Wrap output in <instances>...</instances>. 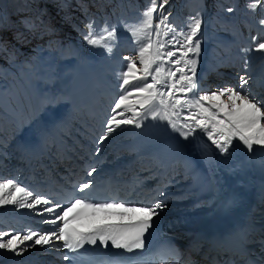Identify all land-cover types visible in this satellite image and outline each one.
Returning a JSON list of instances; mask_svg holds the SVG:
<instances>
[{
    "label": "bare ground",
    "instance_id": "obj_1",
    "mask_svg": "<svg viewBox=\"0 0 264 264\" xmlns=\"http://www.w3.org/2000/svg\"><path fill=\"white\" fill-rule=\"evenodd\" d=\"M105 1L112 5V10L119 8L116 0H41L33 4L30 19L19 25L0 12V22L5 27L0 33V177L22 182V186H33V178H27L30 172L23 171L24 164L33 165L37 152L45 154L42 160L48 161V166L53 165V172L55 169L65 171L82 157L90 164L95 162L100 172L118 165L117 173H125L123 178L144 193L146 203H152L158 192L164 193L162 199H166L168 207L161 215L206 213L224 196L227 208L246 214L241 240L254 239L255 244L262 247L264 167L260 166L262 157L258 155L264 153L261 146H254L253 158L248 156L245 146L234 141V151L223 154L203 133L197 132L185 139L167 126L166 121L153 120L151 116L142 121L140 128L123 126L98 145L105 121L121 94L120 74L126 70V60L119 56V49L101 54L100 63L95 66L83 42L85 24L91 17L99 26L105 14L111 15L112 11L105 9ZM137 1L141 7L144 0ZM236 2L234 8L239 18L233 27L222 21L214 0H168L163 14L169 16V23L178 31H186L189 18L197 13L202 18L201 53L197 64V77L202 86H212V81L202 82L207 80L206 72H213L210 79L217 82L216 77L224 74L225 67L235 66L232 71L236 73H231V78L226 75L228 81L221 80L226 82L224 86L217 82L220 88L238 86V77H247L246 72L255 70L258 77L251 76L246 88L257 100L263 101L264 80L260 78L264 79V66H255L253 70L251 60L254 52H258L255 60L264 61V50L257 49V44L264 42V28L254 26L242 13L246 0ZM159 3L162 0H158ZM72 6H82L87 11L81 10L79 15L74 14L76 19L66 21L71 27L70 33L65 34L62 26L66 22L62 17L74 13ZM21 17L24 19L23 15ZM11 25L20 36L25 34L22 31L33 28L35 38L31 37L27 44L40 42L37 37L47 33L41 44L57 50L63 66L58 75H46L35 52L27 50V44L9 43L8 37L13 34L6 30ZM216 33L230 34L233 40L225 44L216 42L212 38ZM122 50L127 51V46ZM237 50L239 54L235 55ZM30 94L33 101L39 96L41 99L32 103L31 112H26L20 106ZM15 95L20 99H15ZM66 128L68 135L64 133ZM77 135L79 137H75ZM79 164L73 167L78 168ZM39 211V208L33 212L12 205L0 207V228L27 232L31 225L41 224L44 230L50 229L51 225L42 221L51 219V215H39ZM57 255L55 248L47 246H35L20 255L0 249V264H45L46 258L57 259Z\"/></svg>",
    "mask_w": 264,
    "mask_h": 264
},
{
    "label": "snow or ice",
    "instance_id": "obj_2",
    "mask_svg": "<svg viewBox=\"0 0 264 264\" xmlns=\"http://www.w3.org/2000/svg\"><path fill=\"white\" fill-rule=\"evenodd\" d=\"M167 3L168 0L159 4L157 0H150L141 13L139 25L130 29L138 44V60L125 58L126 70L120 74L121 94L105 121L98 145L123 126L140 128L142 121L151 116L153 120L166 121L167 126L185 139L197 132L203 133L223 154L234 151V141H239L249 152L254 146H261L264 151V102L257 100L246 88L249 79L242 75L238 86L217 90L202 86L197 77L202 18L197 13L189 18L186 31H178L169 23V16L163 14ZM255 6V3L248 5ZM260 24L264 25V20ZM87 27L89 32L84 40L111 54L117 29L105 28L106 34L98 36L91 24ZM257 49L264 50V42H259ZM97 171L92 167L86 175L93 177ZM95 186L94 179H87L74 188L80 197L73 196L67 204H62L22 186V182L0 177V207L12 205L33 212L39 208L37 214L52 217L42 221L51 225L42 232L29 230L21 234L0 230V249L20 255L35 246L63 248L74 255L65 254L62 259L79 260L81 264H152L156 259H179V250L171 247L155 253L149 251V237L168 207L166 199H162L163 192H158L152 203H144L112 197L95 198L91 195ZM101 216L105 220L109 217L119 219L95 222ZM56 241L62 243L57 245ZM109 248L122 251L112 255L104 251ZM101 252L102 255H97Z\"/></svg>",
    "mask_w": 264,
    "mask_h": 264
},
{
    "label": "rangeland",
    "instance_id": "obj_3",
    "mask_svg": "<svg viewBox=\"0 0 264 264\" xmlns=\"http://www.w3.org/2000/svg\"><path fill=\"white\" fill-rule=\"evenodd\" d=\"M39 1H41V0H0V12H2V14L7 16L9 21L13 22L16 25L17 24L19 25V24L25 22V20L30 19V16L34 13V9L32 8V6H33V4L38 3ZM50 1H54V0H50ZM228 1H230L229 2L230 5L228 4ZM246 1H247V3H245V5H243L241 8L242 13L247 15L246 16L247 20H249L254 26H256L258 28H264V25L260 24V21L264 20V0H260L259 3H257L256 0H246ZM157 2H158V0H157ZM214 2L219 7L218 14H219L220 18L222 19V21L228 22V24L232 27L235 26V22L239 18V15H238L236 9L234 8V6L237 5L236 0H224V1L214 0ZM116 3H118L119 8L117 10H112V5H108L109 4L108 1H105V5H106L105 9L107 11H110V12L112 11V12H111L110 16L105 14L104 18L100 21L101 23L99 26H96L94 17H91V20L85 24L87 30L82 35V38H83V42L87 48V51L91 56V62L95 66H97L100 63L99 62L100 56H101V54L105 53L106 51L102 47L89 45L87 43V41L84 40V36L87 35L89 32V28L87 27L89 24H91L93 26L94 34L98 35V36L106 34L105 28H108L110 30L112 27H115L117 29V40L115 42H113L114 46H113L112 51L116 52L115 50L119 49L118 52H119L120 57L138 60V50H136L137 49V43L134 40V38L132 37L130 29L137 27L139 25V22L141 20V13L150 4V0H144L141 7H139L140 4L137 0H116ZM252 3L256 4L255 8L248 7V5L252 4ZM66 5L68 6L67 3H66ZM69 5H71V4H69ZM71 8L74 11V13H72V14L68 13L67 15H64L62 17V19H64V22H66L68 19H76L74 14L79 15L81 13V10H83L84 12L87 11L86 9L82 8V6H79L78 8L72 6ZM229 8L232 9L231 12L228 11ZM21 15L24 16V19L21 17ZM240 18H243V15L240 16ZM62 27L64 28L63 31L65 32V34L70 33V27L71 26L70 25L68 26V22H66ZM12 28H13V25L8 26L7 30H6V31H8L9 34H13V35H9V37H8V40L10 41L9 43H17L18 42V43L27 44L29 42V40L31 39V37L35 38L34 34H36V32H33V33L31 32V30H33V28H27V30L29 29L30 31L29 30L28 31L27 30L22 31V32H25V34L23 33L22 36H20L19 33L15 34L17 30L15 28H13V29ZM4 29H5L4 25H2V23L0 22V33L4 32ZM45 34H47V33H45ZM45 34L42 33V35H43L42 37L41 36L37 37L38 39H40V42H37V43L32 42L33 44L32 43L27 44L26 48H27V50H30V51L32 50L33 52H35V57H37L39 62L42 64V66L44 68V72L46 75H49V74L58 75L59 73L57 74V72L63 66L61 65V60L58 58L59 54H58L57 50L41 44L42 41L45 40V38H44V36H46ZM15 37H18V39H15ZM55 37L59 38V36H55ZM212 38L214 41L221 42L224 44L230 43L231 40H233V37L230 34L224 35V34H217L216 33L212 36ZM49 39H52V37H49ZM124 46H127V51L122 50V47H124ZM235 53H234L235 55H238L239 51L237 50ZM257 53L258 52H254V54H253L254 57L251 60V62H252L251 66H252L253 70H254L255 66H264V61L260 62V61L255 60ZM137 67L142 69V65H140L139 63H137ZM220 68H221L220 70H222V68H224V66L220 67ZM234 69H235V66L233 68L232 67H230V68L225 67L223 69L224 74H220L222 76L216 77V80L219 79L217 82L219 83L220 86H222V85L224 86V81H225V80L224 81H221V80H223L224 78L226 80H228L226 75H228V78H229L231 73H233V74L236 73V72L232 71ZM206 73H208V72H206ZM246 74H247L248 79H250L251 76H257L258 77L257 72L255 70L253 71V73L252 72H246ZM207 75H210L209 78ZM215 75H217V73ZM211 76L213 78V72H210V74H206L205 78H207V80L205 79V81H212L211 85L212 86L214 85V86L213 87L210 86L208 88H210L211 90H217L218 89V87H217L218 83L215 80L214 81L211 80L210 79ZM260 80H264V79L260 78ZM229 83H231V82H229ZM225 86H227V84ZM78 87H79V84L76 86V88H78ZM200 94L202 95L203 92H201ZM15 99L19 100L20 96L15 95ZM40 99H41V96H39L36 100L33 101V97L30 94V97L28 99L25 98L24 103L20 107L26 109V112H31L32 111V103H34L36 101H40ZM261 99H263V97H261ZM259 101H261V100H259ZM17 102L20 103L19 101H17ZM261 102H264V100ZM17 108L19 109V107H17ZM68 132H69V130L66 128L64 133H66V135H68ZM75 137H79V135H77ZM66 139L68 140V138H66ZM83 141H86V140L83 139ZM258 155L259 156L261 155L260 157H262V158L264 157V153H260ZM260 166H262V165H260ZM262 231L264 233V230H262ZM3 251H5V249H2V252Z\"/></svg>",
    "mask_w": 264,
    "mask_h": 264
}]
</instances>
